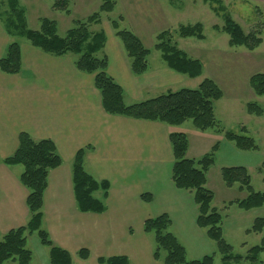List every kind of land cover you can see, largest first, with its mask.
Here are the masks:
<instances>
[{
    "label": "crops",
    "instance_id": "1",
    "mask_svg": "<svg viewBox=\"0 0 264 264\" xmlns=\"http://www.w3.org/2000/svg\"><path fill=\"white\" fill-rule=\"evenodd\" d=\"M98 26L106 37L99 55L107 58L106 72L123 89L126 104L174 92L159 90L179 83L183 75L163 63L149 66L142 76L132 75L129 59L110 22L106 20ZM130 31L140 38L136 30ZM10 41L1 28L0 58ZM19 45L20 73L0 72V234L24 226L29 217L28 191L19 182L23 168L3 163L15 152L19 134L25 132L35 141L51 140L62 159L61 165L48 174L42 229L54 245L70 254L74 264H98L99 258L113 256H125L130 264H163L152 257L153 238L143 231L145 220L162 214L169 216L170 232L190 252L192 260L209 255L212 243L196 225L197 209L192 195L176 189L171 181L173 156L169 134L184 133L183 124L169 127L107 115L94 87V75L79 72L74 65L75 56H52L29 42ZM196 136L216 141L213 145L218 143V148L229 146L221 134L213 131H199ZM188 143L189 159H198L213 147H192L190 138ZM85 147H90L84 156L85 171L97 181L109 183L102 214L80 213L76 206L71 163L77 151ZM231 150L234 160L214 169L216 182L208 176L214 165L207 173L206 188L214 194L212 206L216 210L218 197H225L223 207L232 201V188L224 186L218 173L222 167L239 166L227 164L242 156ZM145 194L151 196L150 202L142 200ZM240 194L241 199L246 197L244 192ZM95 196L101 199V192ZM255 214L254 210L235 213L228 227L245 230L253 223ZM26 239L27 248L35 240L49 263V250L45 256L38 238L30 235ZM80 250L87 251V258L78 255Z\"/></svg>",
    "mask_w": 264,
    "mask_h": 264
},
{
    "label": "trees",
    "instance_id": "2",
    "mask_svg": "<svg viewBox=\"0 0 264 264\" xmlns=\"http://www.w3.org/2000/svg\"><path fill=\"white\" fill-rule=\"evenodd\" d=\"M0 5V20L5 24L8 37L20 38L28 41L40 51L62 57L73 55L75 68L86 74L94 75V87L100 93L103 111L110 116L123 117L137 121L156 122L169 127H178L186 121H191L193 127L200 132L213 131L222 134L234 148L243 152H255L258 146L248 136L224 132L214 114V104L223 96L219 87L211 80H203L197 89H180L167 92L145 101L126 104L123 89L107 74L108 60L100 56L106 37L102 30L90 31L91 26L101 23V15L111 13L118 0H99V11L88 16L85 20L75 22V27L68 29L63 37L57 34V24L48 18L39 19V27L32 30L27 27L25 12L20 7V0H2ZM52 9L70 15V0H52ZM209 4L218 5L213 8L216 14L223 13L224 24L220 31L228 36L230 47H244L248 51L255 50L262 43L259 33L245 34L242 28L225 13V8L218 0H203ZM119 20H110V26L115 36L121 41L129 59L130 70L134 76H142L148 71L147 49L140 39L131 31L122 29ZM215 29H218L215 27ZM180 38H194L204 40L202 25L180 26L177 30ZM174 35L162 31L156 35L154 49L160 53L162 63L171 71L188 78H198L202 75V64L199 60L189 57L173 43ZM21 71L20 45L17 41H10L5 54L0 58V72L16 75ZM248 85L256 96L264 97V73H256L249 78ZM249 115L261 117L263 110L255 103L246 105ZM244 132L245 129L242 128ZM169 144L173 156L171 181L178 190L189 192L197 209L196 225L203 230L208 240L214 242L217 253L221 255L222 264L239 261L241 256L232 254V247L223 239L220 224L222 217L212 207L214 194L206 188L207 173L214 164V153L218 143L213 145L210 152L198 159L186 157L188 138L184 133L169 134ZM90 147L77 151L71 163V178L74 198L80 213L102 214L105 211L104 200L107 198L109 183L97 181L84 169V156ZM6 166H21L23 172L19 176L20 184L28 191L26 207L28 220L24 226L0 234V264L8 261L16 264H31L32 252L27 248L26 238L36 235L41 246L49 250V264H74L70 254L54 245L48 233L42 229L43 195L47 186L48 174L58 168L62 159L58 155L51 140H33L25 132L19 134L18 146L15 152L4 159ZM264 169V162L259 172ZM220 177L224 186L231 188L238 185L240 192H246L245 198L235 200V204L244 211L259 209L264 206V192H254L251 187L250 176L243 166L222 167ZM101 192V199L95 195ZM145 202L151 201V196H141ZM228 205V204H227ZM226 205V206H227ZM172 226L168 215L162 214L149 218L143 223V231L153 238L152 257L163 264H214V256L207 255L200 259L187 260L186 249L170 232ZM264 228V218H256L248 233L259 234ZM264 251V237L261 243L248 251L249 264H263L258 260ZM78 255L85 259L87 251L80 250ZM98 264H130L125 256L99 258Z\"/></svg>",
    "mask_w": 264,
    "mask_h": 264
},
{
    "label": "rangeland",
    "instance_id": "3",
    "mask_svg": "<svg viewBox=\"0 0 264 264\" xmlns=\"http://www.w3.org/2000/svg\"><path fill=\"white\" fill-rule=\"evenodd\" d=\"M218 1L225 8V13L242 28L245 34L250 32L260 34L262 39L260 46L253 51H248L244 47H230L228 36L220 31L224 24L223 13L216 14L213 8H217L218 5L209 4L203 0H118L111 13L101 15V22H106V20L115 21L122 17L120 27L128 31L131 29L136 30L140 41L150 50L148 59L150 67L162 64L160 53L154 49V46L156 35L165 30L174 35L173 43L177 45L178 49L201 62L203 68L201 76L194 79L183 76L179 83L159 91L194 90L205 79L213 81L223 93L222 98L214 104V114L220 128L224 132H233L251 137L258 146V150L255 152L239 151L234 148L232 143L224 139L229 146L218 148L214 153L213 167L215 168L209 172V179L211 182H216L217 173L215 170L218 169V165L225 164V161L234 160L231 150L233 149L242 156H238L235 163L228 162L227 164L246 166L252 190L254 192H264V169L259 172V168L264 162V97L254 95L248 85L249 78L252 75L264 73V0ZM52 4V0H20V7L25 12L27 27L37 30L39 19L48 18L56 22L57 34L63 37L68 29L75 27L76 21L85 20L88 16L98 12L100 2L99 0H70V15L54 11ZM1 11H3V7L0 5ZM197 23L202 25L204 40L184 39L177 36V30L180 26ZM0 26V29L5 30L2 19L0 20ZM215 27L218 29H215ZM99 29L100 26L90 27V31H98ZM10 39L18 43L28 42L20 38L11 37ZM248 103H255L260 106L263 115L261 117L249 115L246 112ZM242 128L245 129L244 132ZM182 129L181 131L190 138L192 147L201 146L205 148L207 145L210 146L216 142L196 136L199 131L193 127L191 121H186ZM208 152H210V149ZM253 158L254 160H252ZM218 173L220 176V170ZM231 188L229 198L232 201L226 203L227 206L223 207L221 205L225 197H218L216 202L217 211L222 217L220 228L223 239L232 247V254L241 256L239 261H231L229 264H249L250 261L246 259L248 251L261 243L264 237V228L261 233L256 234L246 231L253 223L248 225L245 230L228 227L235 213H243L244 211L235 204H230L241 199L238 185ZM244 194L247 195L246 192ZM254 211L256 212L255 219L264 218V206L254 209ZM34 237L37 238L35 234ZM210 242L213 249L209 256H214V264H222L221 255L217 253L214 242ZM28 248L33 254L31 264H49L46 263V258L42 256L41 249L38 248L34 239L30 241ZM42 249L46 256L47 248ZM186 253L187 260H192L189 255L190 252L187 250ZM258 260L264 264V251L259 255ZM5 264L16 263L8 261Z\"/></svg>",
    "mask_w": 264,
    "mask_h": 264
}]
</instances>
